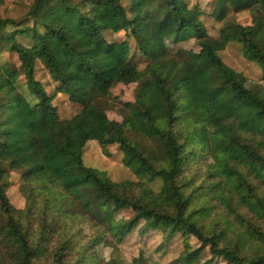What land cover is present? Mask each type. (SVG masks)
I'll list each match as a JSON object with an SVG mask.
<instances>
[{"label": "trees", "instance_id": "obj_1", "mask_svg": "<svg viewBox=\"0 0 264 264\" xmlns=\"http://www.w3.org/2000/svg\"><path fill=\"white\" fill-rule=\"evenodd\" d=\"M229 10L247 11L250 24L224 23L215 37L186 0H33L23 17H0V48L17 58L0 62V264H104L101 245L111 264H148L118 249L141 220L163 242L207 243L202 264H264V85L247 86L220 56L238 43L264 80V0H215L217 19ZM36 62L55 93L35 78ZM120 83L136 84L133 101L112 96ZM56 92L79 106L70 117L51 103ZM112 98L121 121L107 115ZM89 140L118 146L137 180L85 165ZM10 171L22 209L7 196ZM101 204L132 215L112 231ZM192 258L182 248L172 264Z\"/></svg>", "mask_w": 264, "mask_h": 264}, {"label": "rangeland", "instance_id": "obj_2", "mask_svg": "<svg viewBox=\"0 0 264 264\" xmlns=\"http://www.w3.org/2000/svg\"><path fill=\"white\" fill-rule=\"evenodd\" d=\"M125 3L127 0H122ZM189 6L198 5L201 10L200 19L204 23L207 33L215 37L217 36L219 28L227 22H238L243 25L250 24V14L247 11L233 12L231 10L226 12L222 19H217L214 13L215 0H186ZM33 0H0V17L3 18H21L30 8ZM115 3L107 5L103 8L104 15L109 18L116 8ZM117 40H122V32L115 35ZM186 48L197 51L198 47L193 40L184 43ZM223 62L233 70L242 73L245 76V83L247 86L264 85V80L261 79V67L255 62L246 59L241 51L240 45L236 42H230L226 48L220 52ZM139 65L143 66L145 63L143 59H137ZM8 61L17 64L15 54L5 51L0 48V62ZM35 78L39 80L45 91L51 95L56 91V82L51 78L48 71L41 63L35 64ZM22 82V91L27 94L28 90ZM136 84H117L111 88L113 97H118L121 101H133ZM53 106L58 109V114L61 118H68L74 114L79 106L69 102L67 96L63 93L56 92L54 99L51 101ZM111 103L106 111L110 119L121 121V116L117 110L118 104L115 98L110 99ZM123 154L116 145H99L95 140H89L85 144L83 151V161L85 165L105 171L107 176L112 181L121 180H137L134 174L122 163ZM203 162H209V157L202 159ZM10 185L7 188V196L11 204L22 209L24 206V197L22 196L19 186L21 183L20 174L17 171H10L9 173ZM155 187L159 186V182H155ZM101 210L107 214L111 220L112 231L117 230V221L127 219L132 215L130 209L114 208L110 204H101ZM217 213L212 210L209 219ZM143 224L141 220L135 228L127 234L123 240L118 244V249L121 252V257L125 261H130L138 254H142L148 264H172L182 250L192 254L193 258L187 264H202L210 257V252L207 243H202L193 236L181 237L175 234L168 242H163L162 233L159 230H148L141 232L140 227ZM89 232L88 228H85ZM112 249L109 246L101 245L97 247L98 258L104 264H111L110 255ZM219 260V264L224 262Z\"/></svg>", "mask_w": 264, "mask_h": 264}]
</instances>
